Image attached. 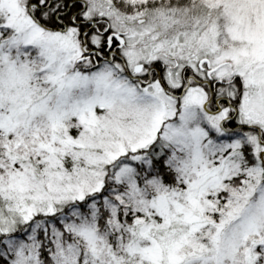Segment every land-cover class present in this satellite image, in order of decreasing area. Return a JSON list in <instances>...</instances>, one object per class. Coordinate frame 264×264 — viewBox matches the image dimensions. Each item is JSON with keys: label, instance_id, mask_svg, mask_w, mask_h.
<instances>
[{"label": "snow or ice", "instance_id": "6c2138e0", "mask_svg": "<svg viewBox=\"0 0 264 264\" xmlns=\"http://www.w3.org/2000/svg\"><path fill=\"white\" fill-rule=\"evenodd\" d=\"M0 264H264V0H0Z\"/></svg>", "mask_w": 264, "mask_h": 264}]
</instances>
